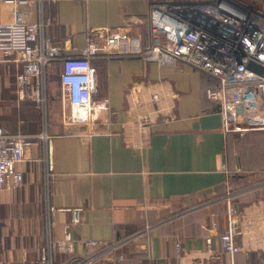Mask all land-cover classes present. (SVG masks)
Masks as SVG:
<instances>
[{
	"label": "crops",
	"instance_id": "0c3cea01",
	"mask_svg": "<svg viewBox=\"0 0 264 264\" xmlns=\"http://www.w3.org/2000/svg\"><path fill=\"white\" fill-rule=\"evenodd\" d=\"M152 1L0 0V21L17 10L41 20L66 54L93 44L95 99L109 108L96 122L63 123L56 61L43 120L33 100L17 95L21 65L0 62V126L34 140L17 165L22 185L0 190V264L45 256L70 264L88 256V240L114 244L104 254L93 249V264H169L178 244L184 264L230 263L220 242L227 207L264 198V129L226 131L221 103L206 95L219 86L215 77L169 53L139 56ZM237 242L250 245L240 235ZM260 254L244 249L234 264Z\"/></svg>",
	"mask_w": 264,
	"mask_h": 264
},
{
	"label": "built area",
	"instance_id": "2783aa9c",
	"mask_svg": "<svg viewBox=\"0 0 264 264\" xmlns=\"http://www.w3.org/2000/svg\"><path fill=\"white\" fill-rule=\"evenodd\" d=\"M149 25V42L139 53L142 59L157 61L165 52L209 73L219 81V86L208 88L206 95L221 103L225 130L232 126L264 129V0H153ZM93 47L90 44L80 54H66L63 46L50 41L41 20H29L27 13L19 10L11 21H0V62L21 65L16 73L20 99L33 100L45 111L51 65L61 62L63 123L96 122L100 112L109 109L105 100L95 99ZM250 62L255 69L248 67ZM139 95L140 90L136 98ZM159 99L157 93L152 94L151 102L156 104ZM136 104L144 102L139 99ZM141 116L147 117L148 113ZM33 143V138L6 132L0 126V190L22 185L23 174L17 165ZM226 218L220 242L230 257L229 264H234V256L247 248L261 252L256 261L248 264H264V198L250 202L243 210L228 206ZM78 220V212H73L72 221ZM238 235L248 240L249 247L237 242ZM113 245L88 240V256L76 258L70 264H93L99 254ZM93 249L100 251L98 255ZM207 250L216 255L209 241ZM186 253V248L178 244L169 264H184ZM41 264L58 263L45 256Z\"/></svg>",
	"mask_w": 264,
	"mask_h": 264
},
{
	"label": "rangeland",
	"instance_id": "374dc122",
	"mask_svg": "<svg viewBox=\"0 0 264 264\" xmlns=\"http://www.w3.org/2000/svg\"><path fill=\"white\" fill-rule=\"evenodd\" d=\"M55 77H57V76H55ZM49 80H50V77H49V79H48V84H49ZM47 99H48V93H47ZM47 104H48V102H46L45 111H44L42 108H40V110H41L42 112L39 110V112H40V114H41L43 120H45V118H46V116H47V111H49V109H50L49 106H48ZM58 104H59V105L61 104V97H60V96H59ZM60 109H61V106H60Z\"/></svg>",
	"mask_w": 264,
	"mask_h": 264
},
{
	"label": "water",
	"instance_id": "95a60500",
	"mask_svg": "<svg viewBox=\"0 0 264 264\" xmlns=\"http://www.w3.org/2000/svg\"><path fill=\"white\" fill-rule=\"evenodd\" d=\"M248 67L250 68V69H255V64L253 63V62H250L249 64H248ZM260 72H262V69H258Z\"/></svg>",
	"mask_w": 264,
	"mask_h": 264
}]
</instances>
